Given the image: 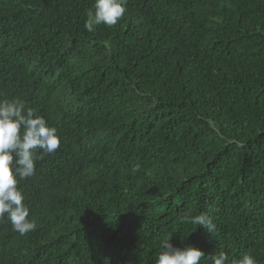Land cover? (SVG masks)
<instances>
[{"label": "trees", "instance_id": "16d2710c", "mask_svg": "<svg viewBox=\"0 0 264 264\" xmlns=\"http://www.w3.org/2000/svg\"><path fill=\"white\" fill-rule=\"evenodd\" d=\"M94 4L0 0V99L61 137L0 264H155L165 238L264 264V0H128L89 32Z\"/></svg>", "mask_w": 264, "mask_h": 264}, {"label": "clouds", "instance_id": "9594fccd", "mask_svg": "<svg viewBox=\"0 0 264 264\" xmlns=\"http://www.w3.org/2000/svg\"><path fill=\"white\" fill-rule=\"evenodd\" d=\"M128 0H95L94 11H87L84 27L92 32L99 25L114 26L125 15ZM61 147V137L55 127H49L42 116L26 108L20 98L0 99V222H11L13 231L21 236L33 231L35 221L29 218L30 210L18 187L21 181L35 175L36 161ZM39 150V154L37 151ZM180 222L202 226L215 233L216 225L210 216L185 214ZM163 249L155 264H200L205 253L194 246L176 247L165 238ZM212 264H228L227 253L221 251L211 256ZM231 264H257L254 256L244 253Z\"/></svg>", "mask_w": 264, "mask_h": 264}]
</instances>
